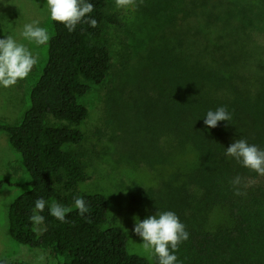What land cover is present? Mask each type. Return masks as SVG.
Segmentation results:
<instances>
[{"label":"trees","instance_id":"16d2710c","mask_svg":"<svg viewBox=\"0 0 264 264\" xmlns=\"http://www.w3.org/2000/svg\"><path fill=\"white\" fill-rule=\"evenodd\" d=\"M258 1L264 10V0ZM88 2L94 5L90 18L98 26L81 23L69 32L51 20L45 62L29 91L28 108L16 125L0 121V133L6 136L29 175V189L8 207V233L15 243L49 251L62 264H149L128 250L120 228L108 226L107 198L80 191L86 174L79 157L67 149L84 138L79 126L87 117V109L78 99L91 85L102 84L111 70L110 51L102 42L104 33L109 27H122L117 13L109 10L110 0ZM218 25L236 26L240 21ZM215 41L220 45L212 49L217 63L237 68V59L244 52L229 42ZM167 42L146 56V76L139 86L141 90L149 89V110L155 113L157 132L170 138L166 152L157 151L155 157L165 162L169 157L174 166L179 156L191 154L185 157V165L190 168L167 173L169 182L174 183L169 189V196L174 197V213L189 234L174 253L176 264H264V176L225 155L236 139H245L264 150V102L240 95L239 87L231 82L224 90L229 95L221 94L220 72L211 67L210 76L201 75L194 69L198 68L196 60ZM240 47L243 49V45ZM260 88L264 92V86ZM246 92L254 91L249 88ZM219 107L226 108L231 120L207 128V112ZM236 177L241 182L234 186ZM3 184L0 180V190ZM76 197L87 202L89 213L79 214L74 207ZM41 198L46 201L40 213L44 216L42 227H46L43 232L37 231L29 219L35 201ZM53 202L72 208L67 222L50 215ZM220 207L225 211L223 224L213 221L207 226L212 212ZM152 210L160 209L154 205ZM0 264L28 263L0 260ZM153 264H158L156 258Z\"/></svg>","mask_w":264,"mask_h":264},{"label":"rangeland","instance_id":"374dc122","mask_svg":"<svg viewBox=\"0 0 264 264\" xmlns=\"http://www.w3.org/2000/svg\"><path fill=\"white\" fill-rule=\"evenodd\" d=\"M109 10L117 13L122 22L120 28H107L102 39L110 51L111 70L102 84L91 85L78 99L87 109V117L79 126L84 138L79 145L67 149L79 157L86 174L80 191L104 195L108 201V226L120 228L128 250L153 264L156 257L142 247V240L132 229L137 219L175 212L174 197L169 196L174 183L169 182L167 173L175 168H190L185 164L191 154L179 156L175 167L169 157L167 162L155 157L157 151L166 152L170 138L157 132L155 113L149 110V89L141 90L139 86L146 76L145 58L169 41L196 60L198 68L193 67L201 75L210 76L211 67L220 72L221 94L228 90L225 84L231 82L239 87L240 95L264 102L260 88L264 86V10L258 0H135L127 7H117L115 0H110ZM228 20L240 21V25H218ZM33 21H39L51 36L47 0H0V39L12 36L38 58L26 79L9 88L0 87V121L10 126L21 121L29 106V91L45 62L47 44L38 46L20 36L23 26ZM217 38L244 52L237 59V68H229L221 61L219 65L213 58L212 49L219 45ZM249 88L254 92H246ZM0 180L4 181L0 190V260L35 264L37 256L45 254L44 264H62L49 251L17 244L9 237L8 207L29 189V175L2 133ZM154 205L160 210L153 212ZM224 218V209H215L207 226H212L213 221L223 224Z\"/></svg>","mask_w":264,"mask_h":264},{"label":"clouds","instance_id":"9594fccd","mask_svg":"<svg viewBox=\"0 0 264 264\" xmlns=\"http://www.w3.org/2000/svg\"><path fill=\"white\" fill-rule=\"evenodd\" d=\"M117 7H127L135 4V0H115ZM49 17L52 21L62 24L72 32L78 24L84 23L92 28L98 26L90 14L94 11V5L88 0H47ZM20 36L34 42L36 45H45L50 40L48 31L39 26V21L25 24ZM37 57L22 43H18L12 36L0 39V87L9 88L17 84L19 80L26 79L37 63ZM231 115L225 107H219L215 111H208L204 118L207 128H215L218 123L231 120ZM225 155L232 157L242 167L264 176V150L254 144H249L245 139H236L227 149ZM240 177H236L232 183L239 185ZM237 195L241 193L236 192ZM46 207L44 199L35 201V208L29 217L34 228L46 231L44 216L41 215ZM74 207L83 216L89 213L87 202L76 197ZM72 208L53 202L49 208L50 215L60 222H67L66 216ZM126 230V229H125ZM127 231V230H126ZM133 234L142 240V247L150 251L157 259L158 264H176L179 245L188 239L185 225L180 222L179 217L172 211H165L150 215L142 221L136 220L132 229ZM45 254L37 256L35 264H44Z\"/></svg>","mask_w":264,"mask_h":264}]
</instances>
